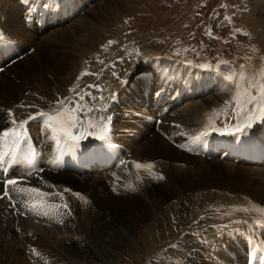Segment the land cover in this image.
<instances>
[{
  "label": "bare ground",
  "instance_id": "bare-ground-1",
  "mask_svg": "<svg viewBox=\"0 0 264 264\" xmlns=\"http://www.w3.org/2000/svg\"><path fill=\"white\" fill-rule=\"evenodd\" d=\"M102 1L103 2L100 4H99L100 1L97 2L98 6L95 8L92 6L88 10V12L87 10H85L83 13L84 16L80 15L78 17L75 16L76 18L71 17L65 19L66 16L70 14L68 10L69 8L68 5L70 2H72V0H60L59 2L61 3L59 4L58 2L53 10V17L47 16L45 23L43 22L40 23V21L36 22L31 26L32 31H30L28 28H26L28 26L25 27L26 24L24 25L23 23L24 21L21 18L22 10L21 9L18 10V6L14 7L12 4V0H0V23H1L0 25H2L5 31L16 42L25 43V44H19V48H22V52L28 49L29 47L35 48V51L32 54H26L24 56L23 61L17 60L15 63H13L8 67H5V69L0 72V81H2L1 85L3 83V86L4 85H7V87L11 86V88L9 87V89L5 91V93H7V96L4 94H0V116L3 115L4 112L2 111L3 105L7 103L9 104V102L16 101L17 99H20L22 97V96L21 97L16 96L17 98L15 97L14 99L12 88L16 90L19 89V87L17 84L13 82V79H11V82H9L8 84L6 83V81L4 82V80L2 79L4 72L5 71L12 72L11 70H9L11 67L13 66L15 68L16 66L19 67L20 64L25 63L27 59H30V57L33 58L32 57L33 55L34 56L37 55L36 51H38L40 48L46 46V44L49 43L48 40L49 38H47L49 36L54 35L55 37L58 34L65 33L67 34L69 39H71L70 40L71 46L68 49L64 48L57 50V56H55L56 59L54 62L55 64L53 66V69L48 70V72L50 71L51 73L50 75L54 77V78L50 77L51 78L50 82L44 79V77L40 76V74L46 73L44 71H47L46 68L47 66H45L43 62L36 61V64L38 65V69L37 70L35 69V71L32 72L33 75H31L32 77L30 78V82H32L30 84L31 88L29 87L30 89L28 90V91L32 90L33 92L38 93L41 90L46 91L55 87L53 90L58 92L59 91L58 89H60V87L66 86L64 92L61 93V95L57 96L56 98L44 99L39 101L35 105L26 103L20 108L9 107V110H11L12 112V116H9L8 114L9 110H8V113L4 115V117L0 118V126L9 123L10 124L9 126L12 127L10 121L13 118H15L17 122H20L23 120H27L30 115H36L38 112H48L50 114H55L57 109L56 102L58 100H65L66 101L65 107H72L73 102H78L76 94L75 93L74 95L69 94L66 90L70 82L77 74L79 65L83 62V59H89L92 57V55L98 49V46L102 44L100 43V37L104 36V35H100L99 33L100 31L98 32V30H95L94 27L89 24L88 21L90 20V18L89 20H87L88 13L91 14L92 12H95L92 13L93 14L92 16L100 18V21L98 20L99 24H102L104 22L109 23L110 21H112L113 18H115L114 17L115 14L113 15L111 10H109V12L107 11L104 12L105 14L108 13L107 16L102 14L104 9L103 11H101L100 8L103 7L102 5H104V0ZM122 1L125 3L130 2L129 0H122ZM22 2H25V0H22ZM73 4L74 3H72V5ZM249 4L250 2H248L247 4L248 8H249ZM105 6H107V4H105ZM253 8L251 10V13H253L252 12ZM75 10L76 9H74V11ZM248 11H250V8L248 9ZM255 13L259 14L258 19L259 17L262 16V14H264L262 12L260 13L255 12ZM252 19L256 20L257 24H259L260 27L264 26L263 21L258 23V19L256 18H252ZM65 20H67L68 22L66 25L68 29H70V31H67L68 29L67 30L65 29L66 25L64 26V24H62L65 22ZM91 22L94 21L91 20L90 23ZM49 24L50 26L60 25V24H62L63 26L60 25L57 28L48 27ZM94 25L96 27V24ZM45 30H47V32L43 33ZM6 40H10V38H6ZM141 55L143 56L144 53H142ZM111 56H115V55L112 54ZM153 62L154 61L152 60L149 64H147L144 63L143 59H140L139 63H137L135 66L136 68H138V70L135 72H133L134 70H131L127 78H122L123 71L116 73L117 75L115 76V78L117 77L120 78L119 81L121 86V90L119 94L120 98H117L115 96L114 97L104 96L105 99L102 102V104L106 108V111H100L97 114H90L93 118H99L101 116L112 117L111 120L112 127H110L111 131L108 140L102 141L97 139V142L93 144L92 140L96 138L92 137L91 140L88 139L83 140L80 143V145L75 148L66 144L62 145V147L70 146L68 149L69 157L64 161H58L57 145L51 139L50 133L44 130L45 126L43 121L46 118H38L29 122L35 125L33 132L28 131V134L30 136H33V138L31 137L29 148L31 147L32 144L40 146L42 154L44 155V157L40 159V163L43 165V171L39 173V170L35 169V165L33 167H29L27 163L24 162V160L19 159L21 160V162H24L25 165L19 163L18 158H16L15 155L10 156V158L6 162H2L0 158L1 164L6 168V175L10 176L9 178H7V180L13 178L25 177L30 181L28 184L24 182H19L16 187L38 188L45 193H63V197H64L63 200H61L60 197L57 195H51L47 198L46 203L63 204L66 202L68 204V208L70 209V214H68V212L65 209L60 208L50 217L37 216L33 214V212L29 211L25 205L30 204L34 199L39 200L40 198L31 197L27 194H21L17 192L14 187L9 186L8 191L11 196V200H9V202L4 203L2 199H0V240H1L0 245H3V247L0 249L1 256L5 257L6 254V257L8 258L18 257L17 250L22 249V251L26 253L27 257L33 259L36 256L32 254L33 249H35L36 252L38 251L40 252V250L42 249L49 251V252L44 251V253L40 252V254L38 255V257L41 259L45 257H49V260L46 264H51V261H53V257L55 256H57L58 259L54 260V262L56 263V261H59L58 264H65L68 262L82 264L80 259L84 262V264H94V263L110 264V260L108 259L110 258V256L112 258H115V256L121 254L124 248L131 245L135 249L142 248L144 252L150 253L153 249H150L148 246H150V243H152L153 241H144V240L139 241V238L141 239L142 236L144 238H152V237L154 238V236L150 235V232L152 231L151 229L152 227H154L155 235H162V233L168 230L170 226L172 227V218L176 213L175 209H177L178 207H181V211L185 207V209L187 208V210L185 211H192L194 213H197L195 215L196 218L199 214L208 215L211 214L212 211H215L210 209V207H217L218 209H220L222 206L235 205L236 200H233L234 198L230 200L226 199L228 197V196L226 197L227 195L226 192L223 193L221 191H220L221 193L217 191L214 192L211 188L210 191L209 187L214 185L210 183L205 184L208 187H204V188L200 187V185L198 184L199 187L197 188V190H195L194 192H188V194L184 191V189L181 190L180 193H181V197L183 198V200H181V204H177L173 202L165 203L167 200H164L163 202L162 201L163 199L157 200L156 198H154V196H153L154 199L152 198V196L149 197L148 189L151 192L153 190L154 191L157 190L158 192L159 190L161 191L167 188L174 187L177 192L176 194H178V188H179L178 185L174 183L175 186H171V184H173V181L171 182L172 178L170 179L169 176L173 172L174 173L177 172V177L178 174H181V181L184 180V182H186L188 179L192 181V177H194V174L195 176H199L198 179L200 180V174L204 173L202 170H200V168L198 171L194 170L193 172H190V170L189 171L186 170L188 168V165L180 161V158H177V157H181V159L188 160L187 155H181V151L175 150L172 147V146H180V142H179L180 138L177 139L172 133L174 131V128L169 124L170 120H174L179 125H181V138L183 137V134L186 133V130L194 129L193 135L191 137L181 139L182 147H185L190 151L193 149L195 152L197 153L199 152L200 155L204 154L203 148H201L204 144L206 151H208L210 155L212 154L211 151L213 152V155H215L217 150L219 152L221 151L222 156L220 154V156L217 157V159L215 160L221 161V164L227 163L225 165H228L227 170L230 171V173L233 172L236 167H242V165L234 164L235 161L229 158V150L232 149L235 150L236 152L240 151V154L238 153L239 156L245 155L249 150H252L253 146L257 147L261 151H264V143L258 140H252V141L259 143L260 146H257L255 143H253L250 140L248 143L244 141L241 148L237 149L236 145L233 146L229 145L230 143L227 140L228 135H221L220 133L214 132L212 130L209 131L210 132L209 135L211 136V138L204 136L201 139L196 140L195 138L198 137L200 133L204 132L205 130H202V126L200 125L202 122V115H201L202 110H199L198 108L199 103L197 104L195 99L190 100L189 103L186 102L178 110L170 109V111L167 113V109H164L162 112H160L161 108H163L164 105L166 106H172L177 104L181 105L180 103L181 98L183 100L189 99L192 95L194 96L192 98H195L199 93L209 92L210 82L212 81L214 76L212 78H208L207 76H205V74L194 75L191 85H186L182 83L180 80H178L177 83V87L179 89L178 96L170 95L166 93V91H164V93H159L157 91L160 92L163 91L164 86L163 84L162 85L157 84L158 82L157 71L158 70L162 71L165 66L159 64H153ZM27 65L28 64H26V67ZM149 65H151V68H148ZM126 66H128V64H126ZM42 67H44V69ZM110 67L112 69V72H115L112 68L113 64L110 63ZM183 68L186 67L180 65V67L177 70ZM16 70L18 72V68ZM170 73H172L177 79H179L178 73L173 72L172 70H170ZM187 75H189V73H187ZM206 82H208V84ZM155 86L157 87L156 93H154L153 96H149L150 99L147 98V101L152 100L154 102L150 101L149 107L145 108L144 104L146 102V99L144 98V95L141 94V90L143 88H147L151 90ZM3 96L6 98H4ZM18 96H20V94ZM220 97L221 96L218 97L217 94H209L208 97H205L201 100L202 101L201 105L204 104L203 107L205 106L207 107L208 105L210 107L215 106V103L221 100ZM133 103H135L136 105H134ZM131 104H133V107H135L134 109H136V111L139 110V112L142 111L143 113L150 112L152 110V106L155 105L159 106L158 108L154 109V114H153L156 115L157 111L159 115L161 114V120L159 122V125H157L155 131L151 129L152 126L141 123L140 117H136L132 115L128 117L121 116L123 110L130 113L132 112L130 111V106L132 107ZM29 106H34V107H29ZM112 106H116V109L109 110ZM232 106L234 107V105ZM119 109H123V110L120 111ZM173 111L175 112L171 114L170 112ZM166 113H167V117L163 118V116ZM228 113H230L229 108H228ZM77 114L79 115L80 113ZM172 115L174 116L171 117ZM209 122L210 121H208V124H210ZM115 125L127 127V129L129 130L128 133L122 131V129L120 130L119 127H117L118 128L117 132L114 133L112 131V128ZM161 125H162L161 130L163 134L157 133V130L159 127H161ZM28 128L29 126L27 125V129ZM198 128H200L201 130H199ZM116 134H121L122 135L121 137L124 138L119 137V139H117L115 137ZM255 134H257V132H255ZM147 136H150L152 138L149 139V137L147 138ZM155 139L157 141H155ZM169 139L173 141L169 142ZM152 141H154V143L156 142L159 148L161 147L160 149L158 148L155 151L162 150L164 152L163 155L164 158L161 156H154L152 158L155 159L156 161H152V160H148L147 156H142L141 152L139 155L137 151L140 148L143 149L150 148L151 150H154L153 148H151V144H149ZM200 141H202V143L204 144L202 146L200 145L201 147L197 148V146H199L200 144L199 143ZM197 143L199 144L197 145ZM82 145L86 146L88 150H91V152L86 153L84 149H81ZM99 147L104 148L108 153L98 152L96 149ZM110 148H112V150H110ZM109 151L113 152L112 157L109 156L110 153ZM169 155L175 157L167 158V156ZM216 155H218V153ZM198 159H200V161H198L197 159L195 160L200 162L199 165L200 167H202V165H204L206 161L202 160L201 157H199ZM91 160H94V165H96L97 167L103 166V169L105 170L114 169V167L119 162H123V164L126 165L127 170L130 172V174L128 176H124L121 178H114L112 175L108 174L107 175L108 181L105 182V180L107 179L103 178L104 179L103 182V180H101V177H103L102 175H105L107 173L105 170H102L101 172L97 173L98 171L96 169H93L91 171H86V167L85 166L82 167L81 162L91 161ZM167 161L169 163H167ZM135 163L152 164L154 165V168H157L162 174L157 176L152 175L151 172L154 170V168L151 169L150 171H145L144 169H137L134 166ZM180 164H181V169H180ZM242 164L244 165V163ZM245 166L248 168V170L253 169L255 171V169H257V170H262V172L264 171V167L256 168L257 166L254 167L255 165H251V166L245 165ZM54 168L57 169V172H51ZM94 170L96 173H94L92 178H90L88 175H91V172ZM37 173L39 174V177L35 175ZM160 176H163V179H160L159 178ZM164 176L166 178H164ZM64 179H66L67 183L71 182L70 184L73 185L75 184L78 187L82 186L80 187V189L82 190L78 192L76 191L65 192L64 190L68 189V186L67 184H63V182H65L63 181ZM2 180L4 181V183L3 184L0 183V192L1 189H5V182L7 181L6 179H2ZM262 180H264L263 177ZM258 186L259 185L257 184V187ZM112 187H117V188L124 187V190L126 189L128 193L125 192L119 195L118 194L112 195L109 192V190H111ZM221 190L225 191L224 188H221ZM73 193L81 194V197H83V199L73 195ZM134 195L141 197V199L132 200L134 201L133 203H127V201H130L131 198H125L122 200L123 202L121 201L118 202L117 200H115V198L117 197L121 199V197L124 196L132 197ZM85 200L87 202H84ZM102 200L104 201L100 203V201ZM13 201L15 202V207H13L12 212H14V210H20V212L27 214L28 218H23V217L21 218L18 215L10 216V210L7 209V206L9 204L12 205ZM96 202L98 206L104 205L103 203L106 204L115 203V206L124 205L127 206V209L132 208L134 211H137V214L139 213V215L141 214V212L143 213V215H145V211H146L148 213V218L147 219L144 218L145 216L141 217V220L143 221H141V223H138L137 226L130 228L131 226L128 227L127 224L122 223L123 224L122 225L116 223L112 217H109V214H107V212H102L99 209L98 210L94 209ZM106 204L105 206H107ZM138 206L142 208L140 209ZM221 211L223 210L221 209L220 212ZM225 211H228V209H224L223 212ZM245 212L241 211L240 213H238L241 219L232 220L233 219L232 217V219H230L227 224V225L236 224L242 220L240 225L226 228V230H224L225 231L224 234L222 233L223 231L216 234L214 233L210 234L211 236L210 241L207 243V245L211 244L209 248L212 247L213 249L207 252L206 259L208 261H211L212 255L213 257H215L216 254L218 255V253L221 255V257L219 256L220 259L218 261H216L215 263L211 262V264H228V262H226L227 258L229 260V264H237L239 259L238 253L241 248L236 244H242L244 242H248V243L253 242L256 236L258 235V233H260L261 230L260 224L262 225L264 223V208L263 210L259 208L258 209L259 214L257 213L259 217L257 215V218L254 217L255 219L251 221L244 219V217L247 215ZM132 213L133 212H130V214ZM124 216L131 217V215H124ZM249 216L250 214L248 215V217ZM149 220H152L151 223L152 227L144 228V229L141 228L142 226L141 224L145 222H149ZM191 227L193 228L195 226L191 225ZM229 230L234 231L236 236L235 241L231 240L229 236H227ZM178 231L179 233L177 234V236H180L181 238L182 253H184V249H186L187 246L190 248L193 245L194 247L196 246L198 247V245L195 244L196 240L194 239L192 240V238H189L187 227H183ZM60 233L64 235L69 233V235L70 234L77 235V237L74 236L71 237L69 235L67 237H64L61 236ZM88 237H91L92 240L95 241V244H92L93 241L90 242L91 240L90 238L88 239ZM222 239L227 241L226 243L224 242V245L216 244L217 241H222ZM178 241H180V239ZM12 243L14 246H12ZM213 243L215 244L212 246ZM169 244L166 245V248L169 251H172V248H170V246L174 244L170 246ZM8 246L9 247L12 246L10 247L11 252H9L6 249L4 250V248ZM14 247H15V251L13 254H15V256L11 255L12 249ZM204 247L205 246H203V249ZM87 249L89 250V253L86 252ZM200 250L201 248L199 249V247L197 251L194 250L193 256L195 260H197V255H199V253H203V254L205 253V249L201 250V252ZM217 250L219 251L218 253L216 252ZM79 252L80 253L83 252V254H80ZM77 254H79V257L75 256ZM73 256L74 259H76L77 261H75L72 258ZM23 258H25V256ZM187 259H191V258L188 257ZM21 261L22 264H26L25 262H23L22 259ZM11 263L12 262L10 261L7 264H11ZM31 264H35L33 263V260Z\"/></svg>",
  "mask_w": 264,
  "mask_h": 264
},
{
  "label": "rangeland",
  "instance_id": "rangeland-1",
  "mask_svg": "<svg viewBox=\"0 0 264 264\" xmlns=\"http://www.w3.org/2000/svg\"><path fill=\"white\" fill-rule=\"evenodd\" d=\"M129 1H130L129 3L131 5L128 2L127 3L123 2L122 0H113V1L112 0H104V5H102L103 7L100 8L101 11H103V9H104V11L102 12V14L105 15V16H107L108 13L105 14L104 12L105 11L109 12V10L112 11L113 15L115 14L114 15L115 18H113L112 21H110L109 23H105L104 22L102 24H99L98 20L100 21V18L99 17L92 16L93 15L92 13H95V12H92L91 13V11H90L91 14L88 13L87 20H89V18H90V20L88 21L89 24L91 26H93L95 30H98V32L100 31L99 32L100 35H104V36L100 37V43H103V41L105 40V38L107 36H109V35H111V37L112 36L118 37L120 35H125V36H129L130 38H131L132 35H136V36H138L141 39V41H146L147 39L151 38L152 36H154L157 33L158 28L160 29V32H161L163 30L161 28L164 27V26H165V28H168L167 32L165 33V36H169L168 40L170 41V39H171V41H174V42L175 41L176 42L179 41V40H176V37H179V35H180V34H177L178 31H179V29H180V26H179L178 23H176V21H177L178 18H181V14L183 13V10L181 8V3L180 2H177L176 0H134V1L133 0H129ZM217 1L218 0H209V2H210L211 5L215 4ZM97 2H99V4H100L103 1L102 0H93V1H91V3H88L87 4V6L85 7L84 11L87 10V12H88V10L92 6L94 8L97 7L98 6V3ZM184 2H185V5H183L184 11L186 13H190L191 14L192 13V10H193V6H194L193 5V0H184ZM242 2H244V4H246V2H247V4H248V2H250V4H249L250 11H247L246 14H243L242 15V19H245L246 21L244 20V22L247 23V24H250L252 26L254 32L257 34L258 44H259V46L262 49L264 47V26L263 27H260L259 24H257L256 20H253L252 18L258 19L259 14H256L255 12H259V13L262 12V13H264V1L263 0H255V1H253V0H242ZM60 3L61 2H59V4ZM72 3H74L73 0L68 5V7H69L68 10H69V13L70 14L67 15L65 19L71 18V17L76 18L75 16L78 17L80 15H83V13H81L79 15H76L75 14V12L77 10L74 11V8L72 6L75 3L73 5H72ZM12 4H13L14 7H17L15 0H12ZM70 4H71V6H70ZM105 4H107V6H105ZM236 4L237 3L231 2L230 8L227 10V12H233V6L236 5ZM251 5H252V7H251ZM257 5H259V6H257ZM113 7H114V10H113ZM252 8H253V11H252L253 13H251ZM22 16H21V18L23 19V21H24L23 23L25 25V20H24V18ZM130 16H134V17H137L138 16V17H141V18H140L139 22H136V23H133V24H121L120 23L123 17H129L130 18ZM262 16L259 17L258 23H260L261 21L264 22V14H262ZM91 20L94 21V22H91L92 24L90 23ZM65 21H67V20H65ZM67 23L68 22L62 23V24H64V26H65ZM62 24H60V25L63 26ZM94 24H96V27H95ZM106 24H108V25H106ZM60 25H56L55 28L59 27ZM25 27H26V25H25ZM26 28H28L30 31H32V27H26ZM131 28H132V30H131ZM65 29L66 30L68 29L67 25H66ZM47 30H49V29H47ZM47 30H45L43 33L47 32ZM174 30H175V32L172 33V34H170ZM67 31H70V29H68ZM135 31H139V32H135ZM47 38H49L48 39L49 40V43L48 44L45 43L46 46H44V47L40 48L38 51H36L37 55H35V56L33 55L32 56L33 58L30 57V59H27V61H25V63L28 64L27 67H26V64L25 63H22V64L19 65V67H17V66H16V68L14 66L11 67L9 70H11L12 72H9V71H5L4 72V74L2 76V79L4 80V82L6 81V83L8 84L9 82H11V79H13V82L15 84H17L18 87H19V89H16V90H14V88H12L13 89L12 91H13L14 99H15L16 96L17 97H21L22 96V97L20 99H17L16 101L9 102V104L7 103V104L3 105V110L2 111H4V112H3V115L0 116V118L4 117V115H6L8 113L9 107L20 108V107H22L26 103L27 104H33V105H35L36 103H38L41 100L56 98L57 96L61 95V93L64 92L66 86L60 87V89H58L59 90L58 92H56V91L53 90L55 87L52 88V89H50V90H46V91H42L41 90L38 93H35L32 90L31 91H28L31 88V85L30 84L32 82H30V78L32 77L31 75H33L32 72L35 71V69L36 70L38 69V65L36 64V61L37 62H39V61L40 62H43V64L45 66H47L46 67L47 68V71H44L43 70L46 73L40 74V76L44 77V79H46V80H48L50 82V79H51L50 77H53V76L50 75L51 73H50V71L48 72V70H52L53 69V66L55 64L54 62H55V59H56L55 56H57V50L64 49V48L65 49H68L71 46L70 45V40L71 39H69V37L65 33L58 34L55 37H54V35L53 36H49ZM11 40H14V39L13 38H10V40H6L5 43H7L8 41L10 42ZM63 41H65V42H63ZM16 43H17V46L18 47H19V44H25V43H18V42H16ZM68 43H69V45H68ZM62 44H63V46H62ZM180 44H181V42H180ZM34 51H35V48L29 54H32ZM263 51H264V48H263ZM143 56H142V58L140 57V59H143L144 60L145 58ZM23 59H24V57L21 58V59H19V60L20 61H23ZM160 61H162V59ZM168 61H170V60H168ZM48 65H49V67H48ZM181 65H183V64H181ZM183 66L184 67H188L186 65H183ZM17 68H18V72L16 70ZM42 68L44 69V67H42ZM24 71H26V72H24ZM22 72H24V73H22ZM38 72H39V70H38ZM223 73H224L225 76L228 75V73L225 71V69H223ZM38 76H39V74H38ZM201 77H202V75H201ZM1 82L2 81H0V94H4V95L7 96V93H5V91H7V89H9V87L11 88V86H8V87H7V85H4L3 86V83L1 85ZM19 94H20V96H18ZM217 96L219 97L220 95H217ZM206 97H208V95ZM4 98H6V97H4ZM148 98L150 99V97H148ZM220 98L222 99V97H220ZM185 100H183L184 101L183 102V105L186 102H188V103L190 102V100H187V101H185ZM201 100L202 99H196L195 100L197 102V104L199 103V106H198L199 110H202V108H204L203 107L204 104L201 105V103H202ZM133 104L136 105L135 103H133ZM133 104H131L132 107L130 106V111L136 110V109H134L135 107H133ZM139 105H140V103H139ZM158 107L159 106H157V108ZM204 113H205V111H204ZM159 116L161 118V114ZM262 123L263 122H261L259 126H261ZM9 125H10L9 123L8 124H3L2 126H0V130L5 129L6 128L5 126L8 127ZM116 126L119 127V129L121 130V126H119V125H116ZM198 129L201 130L200 128H198ZM187 131H189V130H186V132ZM207 132L210 133L209 131H207ZM121 136H122L121 134H116L115 135V137L117 139H119V137L120 138H124V137H121ZM207 137L211 138V136L209 134L207 135ZM151 138L152 137H149V139H151ZM155 141H157V140L155 139ZM202 141L199 142L200 144L197 143V145L199 144V146H197V148L201 147L204 144V143H202ZM149 144H151V148H153L154 150H151L150 148H144V149L143 148H140L137 151L139 153V155H140V152H141V155L142 156H147V159L148 160H152V161H156L155 159L152 158L154 156H161V157H163L164 152L162 150L155 151L156 149L159 148V146L156 144V142L154 143V141H152ZM69 147L70 146H64V148L67 149V150L69 149ZM172 147L175 150L181 151V147L182 146L180 145V146H172ZM201 148H203V150L206 151L205 144ZM110 150H112V148H110ZM191 151L192 152H195L193 149ZM218 152L219 151L217 150L215 154H217ZM195 153H197V152H195ZM211 153L213 154L212 151H211ZM181 155H187L188 156L187 157L188 160L181 159V157H177V158H180V161H182V162H184V163H186L188 165V168L186 170H188V171L190 170V172H193L194 170L195 171H198L199 168H200V170H202L204 172L203 174H200V180L198 179L199 176H195V174H194V177H192V181H190L188 179L186 182H184V180L181 181V174H178V177H177V172H175V173L173 172L174 174L172 173L169 176L170 179L172 178L171 179V182L173 181V184H171V186H175L174 183L178 185V187H179L178 188V194H176L177 192H176V190H175L174 187L173 188L172 187L171 188H167V189H164V190H161V191L159 190L158 192H160V193H158L157 190L156 191L153 190L151 192L148 189V192H149L148 195H149V197L152 196V198H153V196H154V198H156L157 200L163 199L162 200L163 202H164V200H167L165 203H169V202L172 203L173 202V203L181 204V200H183V198L181 197V193H180L181 190L184 189V191L188 194V192H194L195 190H197V188L199 187V185H200V187L204 188V187H208L205 184L210 183V184H214V185L211 186V187H209V189L211 188L214 192L217 191L219 193L226 192V194H227L226 197L228 196L226 198L227 200H230V199H233V198H234L233 200H236L234 206H222L218 210H221L222 209L224 211V209H230L231 208L232 210L235 209L238 213H240L241 211H243V212L248 211V212H245L247 215L244 217V219H246L248 221H251V220L257 218V215L259 214L258 213V209L259 208L261 210H263V208H264V198H263L264 197V193H263L264 192V180H262V177L264 178V173H263L264 171L262 172V170H257V169H255V171L253 169H249L248 170V168L245 165H243L242 163H239V165L241 164L242 167H236L235 170L230 173V171L227 170V166L228 165H225L227 163H224V164L222 163L221 164V161L215 160L217 158H215L213 160H206V159L202 158V160H205L206 163L204 165H202V167H200V165H199L200 162H198V161H200V159H198L199 157H196L195 155H191V154H186V153L184 154L183 152H181ZM221 156H222V154H221ZM161 157H159V158H161ZM174 157L175 156L172 157L170 155L167 156V158H174ZM195 159H197L198 161H196ZM167 163H169V162L167 161ZM109 167H111V166H109ZM254 167H256V166H254ZM263 167L264 166H262V167L257 166L256 168H263ZM180 169H181V164H180ZM261 172H262V174H261ZM151 174L157 176V175H161L162 173L157 168H154V170L151 172ZM93 175L94 174H91V175H88V176L90 178H92ZM96 175H99V174H96ZM107 175L108 174L102 175L103 177L100 176L101 177V180H103V182H104V179H107V180H105V182L108 181V176ZM187 175H189V174H187ZM255 177H257L258 179L255 178ZM164 178H166V177L164 176ZM197 179H198V181H197ZM259 180H262L263 182L262 181H259ZM63 181H65V182H63ZM63 181H62L63 184H67L68 189H70L71 191L78 192V191H81L82 190V189H80V187H82V186H79L78 187L75 184L74 185L73 184H70L71 182H68L67 183L66 182V179H64ZM167 182H169V181H167ZM96 183H98V182H96ZM257 184L259 185L258 186L259 188L257 187ZM217 185H218V187H217ZM248 185H249V187H248ZM246 186H247V188H246ZM118 188L124 189V187H118ZM221 188H224L225 191L221 190ZM209 189H207V190H209ZM211 189H210V191H211ZM125 192L128 193V191H126V189L123 191V193H125ZM255 192H258V193H255ZM256 194H257V196H256ZM258 194H259V196H258ZM252 195H254V196H252ZM248 196H251L252 199H253L252 202L249 205H247V206H240V205H238V202L239 203L245 202V201H243V199L241 197H248ZM125 198H131V200L130 201H127V203H133L134 201H132V200H140L141 199V197H138V196H135L134 195L132 197L124 196V197H121V199H119L117 197V198H115V200H117L118 202H120V201L123 202L122 200L125 199ZM103 201L104 200L100 201V203H102ZM163 202H161V203H163ZM236 203H237V205H236ZM103 204L104 205L98 206V204L96 202V206L98 207L99 210H101L102 212H107V214H109V217H112L113 220L116 223H118V224H122V223L127 224L128 227L131 226L130 228L137 226L138 223H141V221H143V220H141V217H144L145 216L144 218H146V219L148 218V213L146 211H145V215H143L142 212L139 215V213L137 214V211H134L132 208L127 209V206H124V205H122V206H120V205L115 206V203H113V204L108 203L110 205H108L106 203H103ZM105 204L108 207L105 206ZM138 207L140 209L142 208L140 206H138ZM110 208H113V209H110ZM129 210H132V211H129ZM175 210H176V213L174 214L173 217H175V219H179L181 217L183 211L187 210V208L185 209V207H184L183 210L181 211V207H178ZM193 211H196V210H193ZM130 212H133V213L130 214ZM252 212L253 213H256V214H253ZM196 214L197 213H194V217L193 218H195V215ZM249 214H250L251 217L250 216L248 217ZM252 214H253V216H252ZM124 215H131V217L130 216H126L125 217ZM239 217L240 216L237 215V217H233V219L232 218L231 219L232 220H234V219H241V217L240 218ZM258 217H259V215H258ZM146 219H145V221H146ZM182 219H183V222H184V221H186L188 219V216L184 213L182 215ZM149 222H145V223L141 224L142 225L141 228H143V229L144 228H151L152 227L151 226L152 220H149ZM234 222H237V221H234ZM241 222H242V220L239 223H236V224H229V225H227V228L228 227H233V226H238V225L241 224ZM172 225H173V220H172ZM260 226H261V224H260ZM151 229H152V231L150 232V235L151 236H154V238L153 237L152 238H144L142 236L141 239L139 238V241H143V240L144 241H153L152 243H150V246H148L150 249H153V250H155L157 248V243L158 242L161 243V241L168 240L170 237L173 236L174 231H175L174 228H171V229H168L165 232H163L162 235H155V233H154V231H155L154 230V227H152ZM222 233L224 234L225 231H223ZM65 235L64 234H61V236L67 237L69 235V233L68 234H65ZM69 236H71V237H73V236L74 237H77V235H71V234ZM89 238L91 240V241L90 240L89 241L92 242L93 241L92 238L91 237H88V239ZM67 239H69V238H67ZM179 242L181 243V238H180V241ZM224 242L226 243L227 241H225L224 239H222V241H217L216 244H222V245H224ZM92 244H95V241H93ZM214 244L215 243H213L212 246ZM174 245L170 246V248H172ZM12 246H14L13 243H12ZM12 246H10V247H12ZM209 246H211V244L206 245L204 247V249H205V253L204 254L203 253H199V255H197V260H195V258L193 256L194 255L193 254L194 251H192L191 252V257H189L191 259H187L185 257L186 258V261H185L186 263L185 264H197V263L198 264H211V262H214L215 263L216 261H218L220 259V257H221V255L218 253L219 252L218 250L216 251L218 253V255L216 254L215 257H213V255H212V260L211 261H208L206 259L207 258V252L209 250H212L213 249L212 247L209 248ZM2 247H3V245H0V249ZM10 247L8 246V247L4 248V250L6 249L9 252H11L10 251ZM189 248L190 247L187 246L186 249H189ZM200 248H201V250H204L203 249V246L199 247V249ZM173 249H175V248H172V250ZM186 249H184V251H186ZM41 250H40L41 253H44V251H46V250H42V251ZM153 250L150 253H152ZM201 250H200V252H201ZM14 251H15V247L12 249V253H11V255H13V256H15V254H13ZM165 251L166 252H169V253L171 252L167 248H165ZM17 252H18V257H14V258L13 257L12 258L6 257V254H5V257L0 255V264H5V263L7 264L10 261L12 262L11 264H22L21 259L26 264H31L32 263V260H33V263H35V264H43V263L46 264L48 262V260H49V257H45L43 259L39 258L38 257V255L40 254L39 251L36 252L38 254H34V255H36L35 257L38 258L37 260H34L35 257L33 259L27 257L26 256V253L24 251H22V249H18ZM46 252H49V251H46ZM86 252L89 253V250L87 249ZM144 253L150 254V253L144 252L142 250V248H140V249H137L136 248L135 249L131 245V246H128V247L124 248V250L121 252L120 255L115 256V258H112L110 256V258H108V259L110 260V264H137L138 260L140 258H142L141 256H143ZM80 254H83V252H81ZM24 256H25V258H23ZM75 256L76 257H79V254H77ZM199 256H200V258H199ZM72 258L74 259V256ZM150 258L151 257H149V259ZM56 259H58L57 256L53 257V261H51V264H58L59 261H56V263L54 262V260H56ZM74 260L77 261L76 259H74ZM226 260H227L226 262H228V264H229L228 258ZM80 261H81L82 264H84V262L81 259H80ZM175 261L178 264H181V256H177L176 259H175ZM147 262L148 261H145L143 264H150V263H147ZM69 263L70 264H77V263H73V262H68V263H65V264H69ZM94 264H96V263H94Z\"/></svg>",
  "mask_w": 264,
  "mask_h": 264
},
{
  "label": "snow or ice",
  "instance_id": "snow-or-ice-1",
  "mask_svg": "<svg viewBox=\"0 0 264 264\" xmlns=\"http://www.w3.org/2000/svg\"><path fill=\"white\" fill-rule=\"evenodd\" d=\"M2 39V35H0ZM113 43V42H109ZM204 67V65H201ZM93 73H84L83 75H92ZM99 73H95L98 75ZM113 75L117 74L113 72ZM118 78V77H117ZM225 80L232 84L235 82V95L232 98L231 103L234 108L231 113L225 114V126L217 127L214 123H210L212 131L218 132L221 135H244L248 129H251L255 123L260 120H264V69L253 70L251 72H246L241 66L239 72H231L225 76ZM89 89L95 88L97 91L102 92L103 89L100 88L98 84H91L87 86ZM75 91V89H71ZM80 101H83V95L77 93ZM89 99L92 101H104V97L93 96L88 93ZM65 100H58L56 102L57 109L55 114H50L48 112H38L36 115H30L27 120L17 122L13 118L10 123L12 127L7 128L2 133H0V141L8 142L9 140L14 144H19L21 140H27L28 137L25 136L27 130V125L30 121L38 118H46L44 122L45 131H48L51 135V139L57 145L59 149L62 145H70L75 148L80 145V143L88 139L89 137H95L96 139L106 141L110 136V125L112 117H99L93 118L90 114L92 112L106 111L103 108H95L89 104L86 108L79 102H73L72 107H65ZM34 107V106H29ZM77 113H80L79 115ZM9 116H12L11 110H9ZM231 115L236 123L231 124L228 122V116ZM209 133L204 131L200 133L196 140L207 136ZM37 153L34 149L29 148L27 155L24 157L27 165L33 167L35 164ZM137 169H144L145 171H150L154 168L152 164H141L135 163L134 165ZM30 174V173H29ZM163 179V176L159 177ZM18 179H8L5 182V190L3 196H7L11 200V196L8 191V187H14L15 190L21 194H27L31 197H39V200H33L30 204L25 206L29 211L37 216L50 217L53 213L57 212L60 208L65 209L68 214H70V209L68 204L65 202L63 204H48L46 203L47 198L51 195H57L61 200L64 199L63 193H45L38 188H24L16 187L18 185ZM65 192H70V189H65ZM73 195L83 199L81 194L73 193ZM2 198V197H0ZM84 202H87L86 200ZM12 207H15V202H12ZM264 226V225H262ZM33 254H36V250L33 249Z\"/></svg>",
  "mask_w": 264,
  "mask_h": 264
}]
</instances>
